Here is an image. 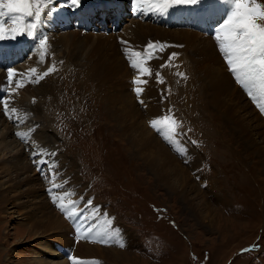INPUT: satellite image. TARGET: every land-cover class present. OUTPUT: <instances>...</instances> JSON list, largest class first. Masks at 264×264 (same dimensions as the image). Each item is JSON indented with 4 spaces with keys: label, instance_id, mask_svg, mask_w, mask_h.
Segmentation results:
<instances>
[{
    "label": "rangeland",
    "instance_id": "1",
    "mask_svg": "<svg viewBox=\"0 0 264 264\" xmlns=\"http://www.w3.org/2000/svg\"><path fill=\"white\" fill-rule=\"evenodd\" d=\"M142 1L137 6L140 10L134 12L129 0H80L78 6L71 0H41L40 12L47 3L57 20L45 25L35 15L25 17L29 23L36 20L37 27L19 37L24 46L43 37V46L35 43L37 49L32 51L33 46L10 51L11 40L0 39L6 47L0 56V73L5 76L0 97L11 99L9 107L35 108L31 113H4L0 101L1 127L7 126L10 135L20 137L14 140L7 133V140L0 139V264L48 260H68V264L79 260L81 264H264V112L258 107L264 99L254 101L249 96L229 70L219 45L213 44L218 21L206 20L197 33L187 32L189 38L182 42L170 37L182 25L159 28L163 35H151L149 27L157 26L140 14L148 0ZM258 2L264 4V0ZM114 11L121 15L116 20L118 28L112 27ZM100 12L106 15L103 24ZM191 23L197 25L198 20ZM156 39L163 49L155 58H144V67L152 74L140 77L146 83L136 84L138 70L132 61L139 58L134 53H144L148 44H140L141 40ZM173 53L177 55L169 61ZM53 66L55 70L44 76ZM30 69L37 71L29 75ZM9 70H14L12 82ZM18 73L24 74L20 82L24 86L16 89L13 80ZM157 73L163 83L158 82ZM137 87L143 89L139 96ZM169 111L180 122V134L172 141L150 125ZM13 116L22 120L12 121ZM28 128L35 130L39 141L20 136ZM5 131L0 130V137ZM134 140L149 144L150 149L155 146L153 150L165 162L185 174V181L167 184L158 179ZM33 149L37 150L32 155ZM16 160L29 164L22 175L7 167ZM19 180L30 182L19 186ZM184 192L193 201L183 198ZM54 195L63 199L54 202ZM72 208L79 212L70 227L65 218ZM86 211L89 227L96 228L92 217L97 215L107 217V226L110 223L117 230L114 237L108 230H94L97 244L87 238L73 248L71 232L80 230L81 213ZM118 230H124L119 237L124 239L122 245L116 244L120 243L115 235ZM58 246L62 247L60 257L54 255Z\"/></svg>",
    "mask_w": 264,
    "mask_h": 264
},
{
    "label": "snow or ice",
    "instance_id": "2",
    "mask_svg": "<svg viewBox=\"0 0 264 264\" xmlns=\"http://www.w3.org/2000/svg\"><path fill=\"white\" fill-rule=\"evenodd\" d=\"M40 2L41 0H0V18L7 17L13 25L11 29H6L5 24L7 21L0 19V39L4 38L3 34L6 31L10 32L11 38L14 39L17 35H22L30 29H35V24H24L23 21L25 17H32L33 15H35L37 21L39 20ZM137 2L139 3L140 0H137ZM34 3L35 12H33ZM79 3L80 0H71V4L74 6H78ZM199 3H203V0H162V3L157 6V10L166 11L168 7L173 5H195ZM232 4L233 7L230 14L226 15V18L223 19V22L216 30L215 36L219 49L229 66V70L234 74L236 80L247 89L249 96L254 101L264 99V4H261L258 0H232ZM44 43L45 41L42 40L41 45L43 46ZM157 47H160L161 50L163 48V46L149 43L144 53H134L139 58L132 61V66L138 70V77L134 80V83H146L140 77L145 74H152L149 68L144 67V58L145 56L148 59L153 58L148 53ZM176 55V53H173L169 57V61ZM165 66L167 65H161V67ZM54 70V66L49 67L43 75L46 76ZM29 71L35 73L37 70L30 69ZM13 75L14 70H9V82H12ZM177 75L184 77V73H177ZM157 77L158 82L163 83V79L159 77V73H157ZM23 86L22 83L16 81V89ZM16 89L12 91L14 92ZM135 91L139 96L143 89L137 87ZM254 91L256 95H253ZM0 101H3L6 113H15L17 111L15 108H9L8 100L0 97ZM258 107L264 112V103H259ZM150 125L158 132H162L165 138L170 141L180 134L178 132L180 122L171 115V111H169L168 115L153 119L150 121ZM40 163H43V161H40ZM54 187L59 186L54 185ZM57 199L62 200L63 197L54 195V202ZM59 206L62 211L65 210L63 203Z\"/></svg>",
    "mask_w": 264,
    "mask_h": 264
},
{
    "label": "bare ground",
    "instance_id": "3",
    "mask_svg": "<svg viewBox=\"0 0 264 264\" xmlns=\"http://www.w3.org/2000/svg\"><path fill=\"white\" fill-rule=\"evenodd\" d=\"M133 1V3H131ZM117 2V1H116ZM140 2L141 3H144V1H142V0H140ZM140 2L138 3L137 2V0H129V4H131V5H134V7L135 8H137V6L140 4ZM156 2V3H155ZM160 4L159 3V0H151V2H149V0H148V2L146 3V9L143 11V13L141 12V14H144V15H146L147 17H148V19L151 21V22H153V23H156V26L157 27H149V30L151 31V35H158V34H160V35H163V33L162 32H164L163 30H159V28H165V30H169V28L168 27H170V26H181V29L179 30V31H177L176 32V34H175V36H173V33L172 34H170V37H172V38H175V40H177V41H179V42H182L185 38H189L188 37V35H189V33H187V32H190V33H192L193 34V32H196L197 31V29H201L203 26H205V21L206 20H208L210 23H212V24H215V23H217L216 21H218L219 22V24L218 25H220L221 24V22H223V19L224 18H226V15L227 14H230V11H231V8L233 7V4H232V0H203V3H199V4H195V5H186V4H180V5H173V6H171V7H168L167 8V10L166 11H160V10H157V6H158V4ZM64 4V3H63ZM100 5H102L103 6V3H99ZM106 5H108V4H106ZM105 5V6H106ZM116 7H120L119 5H118V2H117V4L115 5ZM114 6V7H115ZM110 7V5H108V8ZM60 8H62V6L60 7ZM83 8V7H82ZM84 9V8H83ZM91 9H92V7H91ZM111 9H113V7H111ZM138 10H140V8L138 7L137 8ZM52 10H53V7L52 6H50V5H47V3H46V5L43 7V10H42V12H40V18H39V20H38V22L40 23V24H45V25H48V24H52V23H54V21H56L57 20V18H55V17H52V15H50L51 13H52ZM79 10H81V8H79ZM102 10L105 12V10H106V8H102ZM115 10H117V8L115 9ZM83 11V10H82ZM82 11H80L79 12V14H78V16H81V12ZM104 12H100L99 14H100V22L103 24V21L105 20V18H104V16L106 17V15H105V13ZM108 15H111V13H109ZM77 16V18H76V20H77V22L79 21V18L80 17H78ZM112 16H113V20H114V23H113V25L114 24H116L117 23V26H118V24H119V22H117L116 20H117V18H119L120 16H119V12H117L116 11V13H115V11H114V14H112ZM195 16V17H194ZM104 18V19H103ZM121 18V17H120ZM1 19V18H0ZM8 18L6 17V20H7ZM5 20V19H4ZM5 20V21H6ZM29 19H25L24 18V21H23V23H29V21H28ZM191 20H198V23H197V25H194L193 23H191ZM36 21V20H35ZM34 21V22H35ZM133 21V20H132ZM34 22H30L31 24H34ZM91 22V21H90ZM7 24L5 25V27H6V29H11L13 26H11V21L8 19L7 20V22H6ZM29 23V24H30ZM87 24H89V23H87ZM91 24V23H90ZM95 24V23H94ZM141 23H139V22H136V25H140ZM73 25V24H72ZM96 25H98V24H96ZM112 25V26H113ZM100 26V25H99ZM186 26V27H185ZM37 27V26H36ZM97 27V26H96ZM113 27H115V25L113 26ZM134 28H135V24H134V26H133ZM184 27V28H183ZM211 28V27H210ZM123 30V29H122ZM174 30V29H173ZM180 31H184V32H180ZM134 32V29H130V33H133ZM197 33V32H196ZM4 38L3 39H7V40H11V44L7 47V48H9V50L10 51H23V50H25V49H28L29 50V48H30V46H33L34 48L33 49H31V51L32 50H35V48L37 49V47L35 46V43H39V44H41V41L42 40H44V38L42 37L41 39H37V40H35V41H29V44L28 45H26V46H24L25 44H22V41L20 40V35H17L14 39L13 38H11V33L10 32H8V31H6L4 34ZM82 36V35H81ZM113 36V35H112ZM165 36H167V34L165 33ZM192 36V35H191ZM72 37V36H71ZM78 37V36H77ZM73 39H74V37H73ZM146 39V38H145ZM39 40V41H38ZM131 40V39H130ZM158 39H156V40H153V41H150V43H152V44H155V45H159V46H163V44L162 43H160L159 41H157ZM37 41V42H36ZM81 41V40H80ZM18 43V44H15V43ZM109 42H110V40H109ZM70 42H68V44H69ZM140 44H149L146 40H141L140 41ZM194 44V43H193ZM213 44H218V42H217V40H216V38L214 39V41H213ZM16 47L17 49H13V47ZM67 46V45H66ZM2 47H4V48H6L4 45H0V56H2L3 57V53H2V50H1V48ZM79 47V46H78ZM117 47V46H116ZM4 48H3V50H4ZM110 49V48H109ZM163 49V48H162ZM6 50V49H5ZM8 50V49H7ZM203 50H204V52H206V53H208L207 52V50L205 49V47L203 46ZM161 51V48L160 47H157L156 49H154V50H152V51H150L149 52V55L150 56H152L153 58H155L158 54H159V52ZM75 52V51H74ZM126 52V51H125ZM9 54V53H8ZM115 54V53H114ZM4 55H5V53H4ZM8 56V55H7ZM121 56V55H120ZM128 56V55H127ZM222 56H223V54H222ZM43 56H41V58H42ZM74 57V56H73ZM129 57H130V55H129ZM224 57V56H223ZM107 58V57H106ZM71 59V58H70ZM152 59V58H151ZM121 61V60H120ZM118 63V62H117ZM119 64V63H118ZM97 65V64H96ZM95 66V65H94ZM93 66V67H94ZM109 66V65H108ZM227 66V65H226ZM92 67V68H93ZM215 67V66H214ZM216 68V67H215ZM209 69V68H208ZM122 70V69H121ZM218 70V69H217ZM210 71V70H209ZM129 72V71H128ZM136 72V71H135ZM211 72H212V70H211ZM118 73V72H117ZM134 73V72H133ZM19 74V73H18ZM28 74V73H27ZM31 74H33V73H30L29 75H31ZM223 74V73H222ZM39 75H40V73H39ZM226 75V74H225ZM3 74H1L0 73V82L1 81H3V78H5V76H3ZM226 76H228V75H226ZM225 76V77H226ZM226 79V78H225ZM21 80L23 81L24 80V74L23 73H20L19 75H18V77H16V78H14V83H16V81H19V82H21ZM231 80V79H230ZM227 81V80H226ZM229 81V80H228ZM44 82V81H43ZM43 82H41L42 84H43ZM217 82V81H216ZM14 83H12V84H14ZM3 84V83H2ZM209 85V84H208ZM216 85H218V84H216ZM203 87V86H202ZM205 87H207V86H205ZM214 87H216V86H214ZM132 88V87H131ZM221 88V87H220ZM39 89H41V88H39ZM202 89V88H201ZM206 89V88H205ZM218 89V88H217ZM1 90V89H0ZM203 90V89H202ZM222 90V89H221ZM240 90V89H239ZM111 93V92H110ZM118 93V92H117ZM120 94V93H119ZM150 94V93H149ZM205 94V93H204ZM216 94V93H215ZM224 94H225V92H224ZM227 94V93H226ZM235 94V93H234ZM195 95H196V93H195ZM237 94H235V96H236ZM232 96V95H231ZM242 96V95H241ZM151 97V96H150ZM221 97H223V96H221ZM225 97V96H224ZM230 97V96H229ZM233 97H234V95H233ZM29 98V97H28ZM143 98V97H142ZM240 98V97H239ZM227 99V98H226ZM237 99V98H236ZM6 100H8L9 102H11V99L8 97V99L6 98ZM224 100V99H223ZM215 101V100H214ZM227 101V100H226ZM233 101V100H232ZM242 101V100H241ZM200 102V101H199ZM245 102V101H244ZM235 103V102H234ZM246 103V102H245ZM216 104V103H215ZM225 104V103H224ZM130 105V104H129ZM210 105V104H209ZM218 105V104H217ZM231 105V104H230ZM243 105V104H242ZM248 105V104H247ZM225 106V105H224ZM9 108H14V107H9ZM15 109L17 110L14 114H17V113H19V114H24V113H31L35 108L34 107H31V106H25V105H21V106H19V107H15ZM18 109H20L19 111H18ZM233 109V108H232ZM124 110V109H123ZM152 110H155L154 108L152 109ZM218 110V109H217ZM243 110V109H242ZM252 110V109H251ZM3 111H4V109H3ZM4 113H6L5 111H4ZM249 113V112H248ZM252 113V112H251ZM234 115V114H233ZM26 116H27V114H26ZM25 116V117H26ZM121 116V115H120ZM235 116H236V114H235ZM242 116V115H241ZM252 116V115H251ZM11 119H12V121H16L17 120V117L16 116H13V117H11ZM237 119V118H236ZM20 120H22V119H20ZM19 120V121H20ZM137 120V119H136ZM19 121H16L17 123L19 122ZM239 121H240V119H239ZM246 121V120H245ZM3 120H1V122H0V130H1V132H2V129H6V131H5V135L4 136H2V137H0V139H8V135L10 136L9 138H11V137H13V135H12V132H11V135H10V132L7 130V126H6V128L5 127H1L2 125H3ZM244 122V121H243ZM249 122V121H248ZM251 122V121H250ZM253 122V121H252ZM134 124V123H133ZM249 124V123H248ZM34 127V126H33ZM32 127V128H33ZM264 127V126H263ZM32 128H28V130H26V131H22V132H20V134H23V135H20V136H23V137H25L26 139H30V140H33V141H39V138H38V136H37V133L35 132V130L34 129H32ZM136 128V127H135ZM9 129V128H8ZM136 129H138V128H136ZM143 131V130H142ZM250 132V131H249ZM3 133V132H2ZM7 133H9L8 135H7ZM19 133V132H18ZM140 133V132H139ZM247 133V132H246ZM16 134H17V131H16ZM15 134V135H16ZM38 134H40V133H38ZM144 134V133H143ZM245 134V133H244ZM258 134V133H257ZM136 135V134H135ZM142 135V134H141ZM145 135V134H144ZM143 135V136H144ZM263 135L264 134H262V137H263ZM19 135L17 134L16 136H14L13 138H14V140H19L20 139V137H18ZM148 136V135H147ZM146 136V137H147ZM250 136V135H249ZM135 137V136H134ZM139 137V136H138ZM19 138V139H18ZM141 138V137H140ZM248 138V137H247ZM146 139V138H145ZM152 139V138H151ZM175 139V138H174ZM173 139V140H174ZM264 139V138H263ZM6 140H5V142H6ZM255 141V140H254ZM4 142V143H5ZM11 142V141H10ZM14 142V141H13ZM16 142V141H15ZM18 142V141H17ZM253 142V141H252ZM7 143V142H6ZM27 143V141H25V144ZM1 144V143H0ZM134 144H135V146H137L138 147V151H140L141 152V154L143 155H145L144 157L146 158V160L148 161V163H149V165H150V167H151V170H153V172H155V175H156V177L158 178V179H160V180H165L166 181V183L167 184H171L173 181L174 182H176V183H179L181 180H183V181H185L184 180V177H185V174L184 173H182V171L180 170V169H176L175 167L173 168L168 162H165L164 160H163V157L161 156V154H159V153H157V151H154L153 149L155 148V146H154V148L153 149H150L151 147H149L148 145H146L144 142H140L139 140H134ZM156 144V143H155ZM3 145V144H2ZM175 146V145H174ZM10 147V146H9ZM40 149V148H39ZM257 149V148H256ZM261 149H263V148H261ZM37 150V149H36ZM36 150H32L31 151V154L33 155L35 152H36ZM178 150V149H177ZM179 151V150H178ZM259 151V150H258ZM156 153V154H155ZM18 154H20V153H18ZM262 154V153H261ZM172 156V155H171ZM170 156V157H171ZM262 156H263V154H262ZM144 158V159H145ZM263 158V157H262ZM172 159V158H171ZM144 161V160H143ZM173 163V162H172ZM176 164V163H175ZM6 166V165H5ZM7 167H12L13 168V170L17 173V174H21V173H23V171H26L27 170V168L29 167V164H27L26 162H22V161H14V165L12 166V165H7ZM159 167H161V169H162V171H161V173L159 172ZM181 167V166H180ZM4 169H6V170H9V168H4ZM12 170V171H13ZM150 170V171H151ZM56 170H52V172L53 173H56L55 172ZM22 175V174H21ZM18 176V175H17ZM56 176L57 177H59V175H58V172L56 173ZM22 177V176H21ZM11 178V177H10ZM29 178V177H28ZM19 179V178H18ZM187 179V178H186ZM11 180V179H10ZM4 181H6V180H4ZM14 181V180H13ZM3 182V181H2ZM9 182H11V181H9ZM30 182V180H19V181H17L16 182V184L17 185H24V183H29ZM11 186V185H10ZM171 186V185H170ZM178 187L180 188V186L178 185ZM181 187H182V185H181ZM7 188V187H6ZM29 188H31V187H29ZM48 188V187H47ZM171 188H173V187H171ZM31 189H34V188H31ZM3 190V189H2ZM184 191V190H183ZM37 193V192H36ZM71 194L73 193V192H70ZM25 195H27L28 196V194L27 193H25ZM13 196V195H12ZM183 198H186V200H190V201H193L192 200V197L191 196H189V194L187 193V192H184L182 195H181ZM37 197V196H36ZM76 200V199H75ZM73 201V200H72ZM83 202H84V200H82ZM82 201L80 200V202L79 203H82ZM69 202H71V201H69ZM199 203H200V201H199ZM202 204V203H201ZM35 205V204H34ZM200 205V204H199ZM207 206V205H206ZM84 207V206H83ZM81 208V209H84V208ZM193 207V206H192ZM59 208V207H58ZM93 208V207H92ZM98 208V207H97ZM198 209V208H197ZM202 209H204V208H202ZM36 210H37V208H36ZM206 210V209H205ZM29 211V210H28ZM200 211V210H199ZM79 212V210H77V209H74L73 210V208L72 209H69L68 211H67V216H66V218H65V220H66V222L69 224V226L71 227L72 225H74V223H75V214L76 213H78ZM202 212H203V210H202ZM26 213V212H25ZM87 213H88V211H86V212H83V213H81V219L83 220V222H82V224H84V223H86V221L88 220V219H85L86 218V216H87ZM103 213V212H102ZM196 213H197V211H196ZM34 214V213H33ZM104 214V213H103ZM106 215V214H105ZM201 215V214H200ZM93 218V220H94V225L96 226V228H95V230H117V229H114L112 226H111V224L109 223V225L112 227V228H110V226H107V220L105 219L106 217H97V215H95V216H93L92 217ZM33 221V220H32ZM46 222H47V220H46ZM37 223V222H36ZM44 224V223H43ZM46 224V223H45ZM38 225V224H37ZM36 226V225H35ZM38 227V226H37ZM92 227L93 226H91V227H88L86 230H92ZM81 230H85L84 229V225H82L81 226ZM60 233H61V231H60ZM85 234H86V232L84 233V234H81V236L80 237H85ZM80 235V234H79ZM87 235V234H86ZM88 235H90V234H88ZM59 240H60V238H59ZM61 241V240H60ZM123 241H124V239L123 240H121V243H123ZM126 242V241H125ZM49 243V242H48ZM46 245V244H45ZM90 246V245H89ZM46 248V247H45ZM52 248V247H51ZM85 249V248H84ZM97 249V248H96ZM110 249V248H109ZM91 250V249H90ZM100 250V249H99ZM89 251V250H88ZM93 251V250H92ZM119 251V250H118ZM46 252H48L49 253V251H48V249H46L45 250V253ZM55 254L54 255H56V256H59V255H63V253H61L62 252V247L61 246H58L57 247V249H55ZM115 253V252H114ZM43 256V255H42ZM93 256H95L94 254H93ZM97 256V255H96ZM60 257V256H59ZM87 257V256H86ZM42 260V259H41ZM48 260V259H47ZM69 260H71V261H73V257H71V259H69ZM67 261L68 260H58V261H54V260H48V261H46L45 263H43V264H68L67 263ZM96 261H98V260H96ZM122 261V260H121ZM76 263V262H75ZM85 263V262H84ZM83 263V264H84ZM78 264V263H77Z\"/></svg>",
    "mask_w": 264,
    "mask_h": 264
},
{
    "label": "crops",
    "instance_id": "4",
    "mask_svg": "<svg viewBox=\"0 0 264 264\" xmlns=\"http://www.w3.org/2000/svg\"><path fill=\"white\" fill-rule=\"evenodd\" d=\"M107 214V213H106ZM107 216V215H106ZM107 218V217H106ZM112 219V218H111ZM107 220H108V218H107ZM113 220V219H112ZM88 221V220H87ZM86 221V223H84L83 225H84V229L86 230L89 226H88V223L89 222H87ZM109 221V220H108ZM120 225V224H119ZM82 226V225H81ZM122 228H124L123 226H122ZM81 229L82 228H80V230H78V232H77V234L75 235V233H73V232H71V235H72V237L74 238L73 239V241H71V246L73 247V245H74V247H75V243L78 241V240H85V239H87V238H89V239H93V240H91V241H93V244L94 243H96L97 244V242H96V240H99V239H97V237L96 238H93L92 236L94 235V236H96L97 234L96 233H93V231L95 230L94 228H92V230H89L88 231V233H87V235L85 236V237H80L81 236ZM85 230H83V231H85ZM121 231H124V230H121ZM121 231L120 230H118L117 232V234H115L116 235V241L118 240V241H120L119 240V237H120V233H121ZM101 232V231H100ZM108 232L110 233V234H112L113 233V237H114V233H115V231L114 230H108ZM80 234V235H79ZM88 234H91L90 236L88 235ZM109 234H106V235H104L103 236V239L105 238V237H107ZM73 242V243H72ZM114 241H112V239H110V244L111 243H113ZM116 244L117 245H122L121 244V241H120V243H118V242H116ZM73 247V248H74ZM110 247H112V246H110ZM88 258V257H87ZM82 259V258H81ZM83 259H85V257H83ZM79 262H81L80 260H79Z\"/></svg>",
    "mask_w": 264,
    "mask_h": 264
}]
</instances>
